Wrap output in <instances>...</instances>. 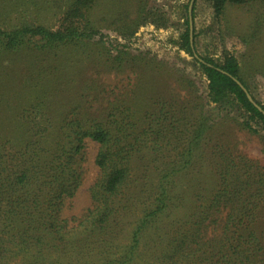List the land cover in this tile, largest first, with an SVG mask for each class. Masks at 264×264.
Segmentation results:
<instances>
[{
	"label": "trees",
	"instance_id": "16d2710c",
	"mask_svg": "<svg viewBox=\"0 0 264 264\" xmlns=\"http://www.w3.org/2000/svg\"><path fill=\"white\" fill-rule=\"evenodd\" d=\"M100 1L20 0L18 24L0 28V57L29 50L41 58L39 73L25 66L33 113L9 137L0 133V264H264V165L240 153L205 111L214 105L264 148V114L246 93L263 112L264 105L238 58L229 52L220 63L195 57L208 81V102L195 96L169 104L155 94L146 105L136 96L143 90L141 54L120 44L112 53L102 31L116 25L127 40L141 26L167 27V20L149 0H136V17L114 12L112 21L97 24ZM210 1L216 21L232 7L255 11L247 37L256 39L264 28V0ZM44 12L58 17L55 27L35 20ZM185 26L182 46L192 56L188 19ZM252 57L264 78V55ZM84 67L75 98L64 106L52 101L42 81L59 78L72 98L75 71ZM127 71L136 83L110 101L113 93L101 90L98 75ZM234 111L242 118L232 117ZM86 140L99 146V178L90 189L91 207L68 218L64 209L83 181ZM206 162L213 180L190 179Z\"/></svg>",
	"mask_w": 264,
	"mask_h": 264
},
{
	"label": "rangeland",
	"instance_id": "374dc122",
	"mask_svg": "<svg viewBox=\"0 0 264 264\" xmlns=\"http://www.w3.org/2000/svg\"><path fill=\"white\" fill-rule=\"evenodd\" d=\"M149 1L152 8L159 11L158 14L161 16L158 18L163 17L167 20V27L146 24L141 26L136 34L127 40L120 38L118 33L113 30L116 25L112 26L110 30L102 31L106 35L104 40L112 44V53L115 54L114 49L122 45L125 47L120 46L118 49L127 51L132 55L141 54L143 60L140 63L142 72L140 84H142L143 90L141 94L137 91L136 96H141L142 102L146 105L150 104V99L155 94L169 104L171 100L175 101L181 98H185L187 101H195V96H201L203 103L208 102V81L196 62L195 55L212 58L220 63L224 53L229 52L238 58L256 99L264 105V78L259 74L256 75L255 61L252 57L264 55V28L256 39L247 37L252 33L251 23L256 16L255 11L248 7L242 9L232 7L225 18L216 21L211 1L195 0L192 11L194 47L191 49V56L187 49L182 46L181 41V35L186 30L185 22L187 19L189 20L188 8L191 0ZM20 3H22L20 0H0V28L11 29L15 24H18L19 10L16 6ZM135 5L136 0H101L94 19L97 24L105 25L104 20L106 18L110 21L116 18L114 12L121 13V19H124L127 14L128 18H134L136 17ZM34 16L38 23H43L49 27L53 28L57 24L58 17L53 14L44 12L40 15L34 14ZM40 59L38 54L29 50L12 56L10 59L0 57V133L5 136L9 137L18 130L22 116L29 117L33 113L30 103H27L32 90L30 88L32 76L25 71V66L30 64L29 70L39 73V64H36ZM102 68L100 70H103ZM81 71L84 74L88 73L85 67L79 71L76 69L77 76L74 83L76 85L73 86L75 89L72 91V98L71 94L63 91L62 81L59 78L51 84L47 79L42 81L49 89V93L53 92L52 101L64 106L75 98V94L79 93L78 87L82 86L87 76H80ZM98 76L101 85H103L101 90H105L106 94L109 92L110 95L113 93L109 97L110 101L114 99V95L120 96L136 83V78L129 71L118 76H115L114 73L101 72ZM182 78L190 80L194 87L182 85L180 82ZM129 94L132 96V91ZM199 102L201 101L199 100ZM213 106L212 104L206 105L205 111L207 115L212 116L213 123H217L216 129L221 126L220 134L225 139L236 143L240 153L257 159L264 165V148L260 139L241 131L235 125L234 119H222ZM57 111L58 115L62 114L60 108H57ZM70 111V108H66L65 114H69ZM241 113L235 116L236 112L234 111L232 117L242 118L240 117ZM261 132L264 134V131ZM98 150L97 143L86 140L85 160L82 163L83 181L75 197L66 205L65 217H79L91 207L90 189L99 178L100 173L95 164ZM207 164V162L204 164L206 168H203L202 174L191 171L189 178H199L204 181L213 180V173H210L212 167H208ZM180 177L181 180H184L183 175Z\"/></svg>",
	"mask_w": 264,
	"mask_h": 264
},
{
	"label": "water",
	"instance_id": "95a60500",
	"mask_svg": "<svg viewBox=\"0 0 264 264\" xmlns=\"http://www.w3.org/2000/svg\"><path fill=\"white\" fill-rule=\"evenodd\" d=\"M194 2L195 0H191L190 4H189V8H188V12H189V32H190V45L191 48L193 49L194 47V29H193V22H192V11H193V6H194ZM195 57L197 58V56L195 55ZM246 92V91H245ZM247 94V98L248 100L253 104L254 107H256L260 112H263L262 108L260 106H258L254 100L252 99V97L250 96V94Z\"/></svg>",
	"mask_w": 264,
	"mask_h": 264
}]
</instances>
